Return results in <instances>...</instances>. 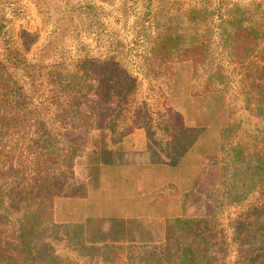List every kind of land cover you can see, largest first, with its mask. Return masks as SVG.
<instances>
[{"label":"rangeland","instance_id":"374dc122","mask_svg":"<svg viewBox=\"0 0 264 264\" xmlns=\"http://www.w3.org/2000/svg\"><path fill=\"white\" fill-rule=\"evenodd\" d=\"M230 4L259 6L264 12V0H0V51L22 50L21 33L27 32L37 36V41L26 58L30 64L42 68V72L52 69L75 72L84 60L103 63L113 59L119 63L134 79L128 106L124 108L122 102L125 96L116 98L121 102L120 113H130L129 124L137 120L144 125V129L134 128L119 144L142 130L150 144L164 147L172 165L182 168L180 173L172 172L171 183L164 189L169 196L160 193L154 204H162L168 198L172 209L178 207V213L182 206L188 209V214H194L182 218L213 217L218 234L216 243H221L217 246L215 264H247L248 260L241 259L239 226L245 220L256 221L253 209L260 206L261 198L253 195L240 204L230 205L224 185L230 182V153L235 148H254L251 127L264 128L254 117L259 98L245 80L248 64L232 62L221 47L218 34L214 37L213 63L197 77L191 61L158 63L149 56L158 20L176 18L205 6L217 15L227 14ZM219 22L217 16L215 24ZM216 70L224 74L227 93L206 91L209 75ZM19 78L29 95V114L22 116L15 127L0 130V186L12 195L29 189L37 178L38 164L45 153L39 144L43 135L38 118H55L58 102L66 108L70 98L68 93H60L38 79L33 84L22 74ZM93 84L98 88V82ZM89 98L97 99L94 95ZM47 113L50 114L45 116ZM49 124L47 129L60 156L52 172L67 173L64 163L72 151L67 136L70 126L66 130ZM114 138L115 134L108 130L93 129L82 134L79 140L84 145L77 144L78 156L72 162L73 179L69 178L62 194L54 198L56 225H68L72 231L73 227L84 226L86 246L101 247L105 253L84 255L72 247L64 249L65 244L57 242L55 249L65 256V264H133V260L128 263L123 255L113 260V248L133 245L140 250L144 246L148 248L141 251L159 253L165 245L166 221L179 217L176 211L170 217L155 218L147 215L152 211L139 208L145 200L121 201L122 194H129L127 184L117 176L114 165L100 167L97 158L103 155L99 151L106 146L119 145L114 144ZM222 139L226 142L224 150ZM200 166L202 184H197L198 192L193 194L188 179ZM183 177L185 183L181 181ZM84 188L85 198L70 197ZM9 203L5 197L0 216L5 215ZM137 204L138 209H130ZM26 206L27 203L16 205L18 210ZM8 217L14 223L19 216L11 213ZM11 226L0 222V246L11 239L16 229Z\"/></svg>","mask_w":264,"mask_h":264},{"label":"trees","instance_id":"16d2710c","mask_svg":"<svg viewBox=\"0 0 264 264\" xmlns=\"http://www.w3.org/2000/svg\"><path fill=\"white\" fill-rule=\"evenodd\" d=\"M230 6L227 14L217 15L216 11L205 6L176 18L158 20L157 36L149 56L158 63L191 61L197 77L212 65L216 54L214 37L220 35L221 47L228 58L232 62L248 64L245 80L251 92L259 98L254 117L264 125V12L259 6ZM217 16L219 25L215 24ZM21 41L22 50L7 48L4 52L0 51V130L15 127L22 116L29 114V95L24 90L20 74L33 84L38 79L59 89L60 93H68L70 98L66 108L58 102L60 107L55 118H38L37 125L43 135L39 144L45 153L38 164L34 184L14 195L8 190L5 193L0 186V208L5 197L10 200L4 210L5 215L0 216L3 219L0 222L16 228L9 236L11 239L0 246V264H65V256L55 249L57 242L65 244L64 249L72 247L84 255L95 256L103 252L102 248L86 246L84 226L73 227L72 231L68 225H56L54 198L67 187L66 181L73 179L72 162L78 156L77 144L84 145L83 140H79L82 134L93 129L108 130L115 134L114 144H119L134 128L144 129V125L137 120L129 124L130 113H120L121 102L117 100L119 96H125L122 102H125L124 108L128 106V96L134 91V79L113 59L103 63L80 61L75 72L61 69L42 72V68L30 64L26 58L37 36L22 32ZM94 81L99 83L98 88L94 87ZM206 91L227 93L224 74L217 70L212 72ZM89 95L97 99L91 100ZM58 97L55 96L56 99ZM49 123L66 130L70 126L67 136L71 143L69 150L72 151L64 163L67 164V173L52 172V167L59 164L60 156L51 131L47 129ZM250 134L255 142L254 148H235L233 154L230 153V182L224 185V191H228L226 195L230 205L240 204L253 195L260 196V206L253 209L256 221L242 222L238 237L243 245L241 259L248 260L247 264H264V128L252 126ZM225 145L222 139L223 150ZM2 177L5 178V174ZM72 192L75 190L72 189ZM86 195L84 188L81 193L70 197L85 198ZM19 203H27L26 208L18 210L16 205ZM11 213L19 216L14 223L8 217ZM43 235L45 237L41 238ZM217 235L215 219L211 216L169 218L166 221L165 245L159 253L141 251L148 248L144 246L139 247L140 250H135L133 245L117 246L113 248V260L123 255L128 263L133 260V264H215L218 260L217 246L221 244L216 243Z\"/></svg>","mask_w":264,"mask_h":264},{"label":"crops","instance_id":"0c3cea01","mask_svg":"<svg viewBox=\"0 0 264 264\" xmlns=\"http://www.w3.org/2000/svg\"><path fill=\"white\" fill-rule=\"evenodd\" d=\"M128 139L130 140L127 141ZM163 149L164 147L150 144L145 132L138 130L125 139L122 144L106 146L104 150L99 151L103 155H99L97 158L99 159L100 167L105 164L106 166L114 165L117 176L123 180L124 184H127L125 188L129 190V194H122V202L145 200L139 208L146 209L149 212L152 211L147 215L155 218H159L161 215L170 217L176 211L179 217L194 215L188 214V209L182 206H180V212L178 213V207L172 209L168 198H165V201L159 205L153 202L158 199L160 193H167L164 192V189L171 183L172 172L180 173L182 171L179 165L170 163L171 158L169 159ZM202 173L203 168L200 166L194 170V176L188 179L190 185L193 186L190 191L193 194L198 192V187L202 184ZM103 176L105 177L104 172ZM181 181L185 183L184 177ZM186 193L188 191H184V194ZM167 196H169V192ZM185 198L184 195L182 199ZM148 200H150V204L147 205ZM138 205L130 209L136 210ZM164 216L163 218H165Z\"/></svg>","mask_w":264,"mask_h":264}]
</instances>
